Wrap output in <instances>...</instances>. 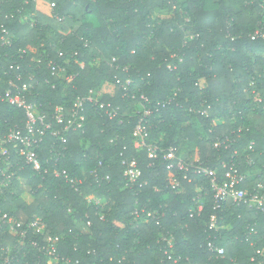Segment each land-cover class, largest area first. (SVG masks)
<instances>
[{"label": "trees", "instance_id": "1", "mask_svg": "<svg viewBox=\"0 0 264 264\" xmlns=\"http://www.w3.org/2000/svg\"><path fill=\"white\" fill-rule=\"evenodd\" d=\"M0 13V129L25 126V111L3 99L15 85L26 84L28 102L49 118L91 92L117 111L111 119L87 103L83 130L66 143L47 132L38 150L47 173L13 148L0 161V180L10 177L2 211L25 225L42 220L60 238L55 264H264V212L215 209L210 178L170 171L164 159L176 147L220 181L236 162L252 184L264 183V38L251 39L264 31V0H0ZM116 76L134 80L135 99ZM158 102L165 107L146 119L148 144L159 149L152 160L132 134L143 107ZM131 160L142 170L134 183L123 163ZM45 239L28 231L21 241L4 225L0 264H50ZM210 240L224 255L208 250Z\"/></svg>", "mask_w": 264, "mask_h": 264}, {"label": "built area", "instance_id": "2", "mask_svg": "<svg viewBox=\"0 0 264 264\" xmlns=\"http://www.w3.org/2000/svg\"><path fill=\"white\" fill-rule=\"evenodd\" d=\"M37 1V0H31ZM55 5L53 4L52 7ZM1 17V13H0ZM4 33H7L4 31ZM264 38L263 29H258L254 34L251 35L252 40H258ZM116 60L113 59V63ZM111 66H113L111 64ZM114 67V66H113ZM52 70L54 72L58 71L56 64L52 65ZM123 72H128V68H124ZM21 80V77H18ZM71 80V78L69 79ZM117 85L122 86L124 91L130 94L132 99L136 98V93L131 91L134 84V80L128 77L126 82L116 76ZM13 83H11V86ZM14 91L8 90L3 97L7 103L17 108L23 109L26 115V123L22 128L15 127L9 128L7 130L0 129V161L7 162L11 156V148L15 149L17 154L25 159L27 165L31 166L32 169L37 173H47L43 171V164L41 157L39 155L40 145L43 143L46 133L51 132L53 137L58 138L63 143L67 142V136L70 133L78 132L83 130L86 122L85 108L87 103H95L99 105L102 110L109 109L107 111L110 118L114 119L117 116L116 109L112 108L110 104L101 103L98 97H94L91 94L85 98H77L73 103L69 111L63 106H58L55 108L52 117L49 115L41 113L39 108L34 103H29L27 95L25 92L28 89L26 84L20 86L15 85ZM102 93H99L101 95ZM141 98L147 102L144 96ZM165 103L158 102L153 107H143V110L139 112L142 115L139 124L133 130V138L135 141L136 149H147L149 153V158L155 160L158 158V147L152 144H148L150 138V127L146 121L147 117L155 114L159 111L161 107H165ZM221 143L216 142L215 147H220ZM254 143L251 144L250 149H252ZM178 149L176 147H170L166 152H164V159L168 162L167 168L172 171L178 169L179 171H189L190 167H193L196 173L204 175L210 178V183L213 191V202L215 204V209H220L223 204L241 205L246 204L252 209L264 212V183L257 182L251 183L254 175L248 173H242L240 168L235 163L231 165L224 164L226 168L224 174V180L220 181L218 179L217 172L204 167L202 165H195L199 163V158L194 161L186 162L184 158L177 156ZM237 154V152L235 153ZM126 165L125 176L129 179V182H136L142 177V170L136 160L124 161ZM247 166L253 164L251 156L246 158ZM1 173V170H0ZM5 176V175H3ZM57 176L68 177L67 171H62L57 173ZM10 177L7 176L3 180H0V204L2 202V197L4 195L5 188L9 185ZM186 179V176H185ZM73 182V180H71ZM180 181L176 174L171 178L172 189H177L180 187ZM204 210L203 203L198 204L196 213L201 214ZM148 216H152L149 214ZM191 217L195 216V212H191ZM217 216L213 215L209 223V229L213 230L217 225ZM6 226L8 231L24 241L27 237L28 231H34L37 234L45 236V241L48 244V254L52 258L50 264H55L59 262V256L57 255V244L60 238H54L51 235L46 234V225L42 220L37 219L31 221L29 224L25 225L22 221H18L14 216L4 213L0 207V229ZM163 241L167 243L170 249L174 248V237L163 238ZM34 245H37L36 242ZM208 250L216 256L224 255V249L217 246L214 241H209L207 245ZM169 260H172V256L169 254ZM177 261V260H175ZM69 263L70 261H66ZM3 264H10V260L7 258Z\"/></svg>", "mask_w": 264, "mask_h": 264}, {"label": "rangeland", "instance_id": "3", "mask_svg": "<svg viewBox=\"0 0 264 264\" xmlns=\"http://www.w3.org/2000/svg\"><path fill=\"white\" fill-rule=\"evenodd\" d=\"M11 235H13V234H11Z\"/></svg>", "mask_w": 264, "mask_h": 264}]
</instances>
